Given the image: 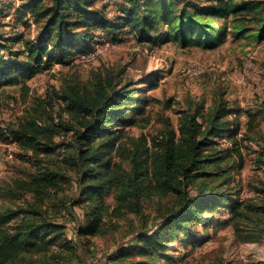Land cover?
I'll return each mask as SVG.
<instances>
[{"label": "rangeland", "instance_id": "obj_1", "mask_svg": "<svg viewBox=\"0 0 264 264\" xmlns=\"http://www.w3.org/2000/svg\"><path fill=\"white\" fill-rule=\"evenodd\" d=\"M1 1L0 8L6 5L0 9V43L5 44L0 56L23 65V41L35 33L36 26L28 27L23 18L16 20L15 4L20 0ZM95 4L110 18L124 8L121 0H97ZM180 6L178 0L176 7ZM249 16L246 36L233 37L227 32L212 46L183 47L165 38L164 24L145 39L128 28L114 38L97 28L93 42L106 35L112 46L94 59L78 61L75 55L63 61L44 59L31 73L18 71L0 78V212L39 206L46 219L63 225L67 240L77 246L78 257L62 264H133L141 260L149 264H264V215L255 212L264 195V39H256L257 23L252 13ZM99 76H109L117 88L127 85L137 92L134 98L139 97V101L132 100L119 125L111 128L123 144L111 157L119 176L131 171L130 155L136 148L149 165V156L160 149L161 140L171 132L177 137L181 119L196 108L204 118L225 100L233 110L228 118L236 122L231 130L238 126L236 141L222 153L220 164L206 165L188 186V194L194 198L201 194L218 198L216 205L185 221L152 256L134 248L141 236H150L162 221L160 216L175 200L174 194H145L140 199L141 213L136 214L119 204L116 197L122 192L111 187L103 201L108 212L116 209L117 213L103 215L96 232L79 235L88 224L90 199L83 198L84 168L63 161L70 152L69 144L75 141L73 130L60 129L53 138L54 151L48 155L33 153L9 131L33 118L41 124L63 120L79 127L58 95L70 82L89 88ZM214 141L213 150L219 152L231 146L226 137L217 136ZM146 147L147 153L143 151ZM42 166L56 172L59 188L48 186L43 194H35L30 181L43 171ZM120 252L128 255L119 257Z\"/></svg>", "mask_w": 264, "mask_h": 264}, {"label": "trees", "instance_id": "obj_2", "mask_svg": "<svg viewBox=\"0 0 264 264\" xmlns=\"http://www.w3.org/2000/svg\"><path fill=\"white\" fill-rule=\"evenodd\" d=\"M96 1L20 0L18 5L15 4L16 20L23 18L28 27L34 24L36 31L23 41V65L0 56V78L18 71L21 74L32 72L44 59L47 62L63 61L67 56L87 52L97 28L105 29L107 36L112 38L121 29L128 28L139 39H145L153 37L158 26L164 24L167 27L162 32L165 38L183 47L189 44L212 46L215 39L223 38L227 32L233 37L246 36L252 13L257 23L255 37L264 39V11L261 10L264 2L179 0L181 6L176 7L178 0H121L124 8L115 18H110L95 4ZM4 46L0 43V47ZM135 92L127 85L117 88L109 76H99L89 88L70 82L58 98L65 103L79 127L63 120L41 124L33 118L18 127H10L9 131L33 153L48 155L54 151L53 138L60 129L73 130L75 141L69 144L70 152L63 161L70 167L84 168L81 176L85 183L83 198L90 199L91 203L88 224L79 235L96 232L103 215L117 213L116 209L108 212L109 207L103 201V195L111 187L122 192L116 197L119 204L136 214L141 213L140 199L145 194H174L175 200L160 216L162 221L150 236H141L139 245L134 248L140 254L152 256L175 230L184 227L185 221L216 205L218 198L204 194L194 198L188 194V186L200 177L201 169L206 165L220 164L224 158L222 153L228 152L236 141L238 126L231 130V124L236 122L234 118H228L233 110L227 107L225 100L218 102L204 118H200L202 114L196 108L181 119L177 137L171 132L161 140L160 149L149 156V165L140 158V150L136 148L130 155L131 171L119 176L111 164V157L120 152L123 144L118 141V136L112 135L111 128L119 125L132 100L139 101V97L134 98ZM217 136L230 139L231 146L220 152L213 150ZM148 150L146 147L143 151L147 153ZM42 167L43 171L30 181L35 194H43L48 186L59 188L55 182L56 172ZM255 212L264 215V195ZM77 253V246L67 240L64 226L46 219L41 207L30 205L0 212V264H62L75 260ZM127 255L119 253V257ZM133 264L149 263L141 260Z\"/></svg>", "mask_w": 264, "mask_h": 264}, {"label": "built area", "instance_id": "obj_3", "mask_svg": "<svg viewBox=\"0 0 264 264\" xmlns=\"http://www.w3.org/2000/svg\"><path fill=\"white\" fill-rule=\"evenodd\" d=\"M106 46H112V43L105 36H101L98 42H91L89 50L85 53L75 55V59L80 60H92L94 59ZM247 66L245 70H247Z\"/></svg>", "mask_w": 264, "mask_h": 264}]
</instances>
